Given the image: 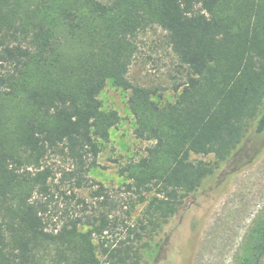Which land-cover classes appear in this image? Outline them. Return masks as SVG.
<instances>
[{"label":"trees","instance_id":"obj_1","mask_svg":"<svg viewBox=\"0 0 264 264\" xmlns=\"http://www.w3.org/2000/svg\"><path fill=\"white\" fill-rule=\"evenodd\" d=\"M39 3L30 15L22 0H0V264H142L133 244L104 238L110 220L100 209L103 186L93 193L97 215L87 214V200L75 194L92 186L88 172L119 119L102 109L99 94L109 78L130 91L134 134L150 144L120 171L138 203L152 194L143 210L147 225L162 218L171 224L183 209L182 194L196 196L238 157L249 132L264 131V0ZM154 26L166 31L186 66L185 80L173 86L181 87L175 102L160 104L152 98L156 89L127 77L134 39ZM10 104L18 109L8 115ZM192 153L212 154L216 162L194 161ZM58 158L67 165L54 184L58 171L48 163ZM224 185L213 187L212 196ZM56 193L81 209L50 226ZM195 207L188 205L179 230H169L171 264H185ZM254 232L250 254L237 264L264 259V216Z\"/></svg>","mask_w":264,"mask_h":264},{"label":"rangeland","instance_id":"obj_2","mask_svg":"<svg viewBox=\"0 0 264 264\" xmlns=\"http://www.w3.org/2000/svg\"><path fill=\"white\" fill-rule=\"evenodd\" d=\"M22 1L32 15L41 0ZM134 42L136 49L127 72L130 82L156 89L157 93L152 98L160 104L175 102L181 87L175 91L173 86L185 80L187 71L172 51L166 31L159 26L149 27L140 32ZM129 92L116 86L109 78L99 94L102 109L116 111L119 119L110 128L108 140L101 142L98 165L88 172L92 186L74 189L78 197L87 200V214H98L93 193L100 185L103 186L101 199L105 202L100 209L110 220L109 227L103 233L108 243L126 241L133 244L142 264H171L173 246L169 230H172L173 225L176 228L183 225L190 216L185 210L193 203L196 205V217L200 215L201 220L198 225L196 217L191 222V243L189 249L183 252L185 264H237L242 257L250 254L255 238L254 227L264 216V131L260 134L252 131L248 133L238 157L223 164L197 192L196 196L203 195L199 201H196L198 196H186L183 193V209L171 224L162 221L164 218L161 217L156 227L147 225L143 210L152 194L146 195L147 201L138 203V195L126 188L130 180L120 171L128 161L143 156L150 144L134 134L136 123L128 103ZM261 107H264V98ZM17 109V104H10L7 114ZM190 158L213 165L216 162L212 154L192 153ZM58 159H51L48 163L55 172L67 165L64 158ZM237 160L240 164L236 163ZM241 164L245 165L241 167ZM58 177L59 171L54 184L59 183ZM223 181L224 189L212 196L213 187ZM63 191L69 194V189ZM56 194L49 212L50 226L61 224L81 209L75 200ZM142 223L145 229H141ZM133 230L139 232L141 237L137 238ZM95 242L98 243L96 238ZM100 259L104 260L102 257ZM261 264H264V259H261Z\"/></svg>","mask_w":264,"mask_h":264}]
</instances>
